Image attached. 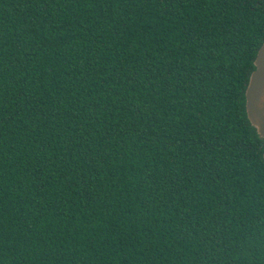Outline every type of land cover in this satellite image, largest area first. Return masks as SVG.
Returning <instances> with one entry per match:
<instances>
[{
    "label": "trees",
    "instance_id": "16d2710c",
    "mask_svg": "<svg viewBox=\"0 0 264 264\" xmlns=\"http://www.w3.org/2000/svg\"><path fill=\"white\" fill-rule=\"evenodd\" d=\"M263 41L264 0H0V264H264Z\"/></svg>",
    "mask_w": 264,
    "mask_h": 264
},
{
    "label": "water",
    "instance_id": "95a60500",
    "mask_svg": "<svg viewBox=\"0 0 264 264\" xmlns=\"http://www.w3.org/2000/svg\"><path fill=\"white\" fill-rule=\"evenodd\" d=\"M255 69L246 88V111L250 122L264 138V41L254 60Z\"/></svg>",
    "mask_w": 264,
    "mask_h": 264
}]
</instances>
